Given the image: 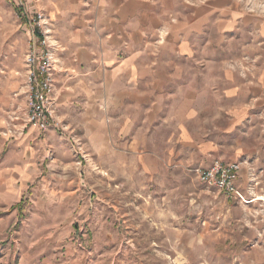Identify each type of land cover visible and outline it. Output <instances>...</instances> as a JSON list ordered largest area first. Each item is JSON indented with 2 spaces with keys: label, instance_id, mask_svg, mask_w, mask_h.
<instances>
[{
  "label": "rangeland",
  "instance_id": "rangeland-1",
  "mask_svg": "<svg viewBox=\"0 0 264 264\" xmlns=\"http://www.w3.org/2000/svg\"><path fill=\"white\" fill-rule=\"evenodd\" d=\"M26 1L0 0V264H264V113L219 134L218 159L239 165L232 197L175 160L153 158L156 172L122 179L61 128L50 136L55 122L26 148L21 135L33 124L25 56L42 31L30 25L39 12ZM236 2L246 18L231 33L230 57L260 81L264 0ZM225 111L216 118L222 125Z\"/></svg>",
  "mask_w": 264,
  "mask_h": 264
},
{
  "label": "crops",
  "instance_id": "crops-1",
  "mask_svg": "<svg viewBox=\"0 0 264 264\" xmlns=\"http://www.w3.org/2000/svg\"><path fill=\"white\" fill-rule=\"evenodd\" d=\"M26 4L43 14L37 36L46 39L55 69L50 136L61 128L90 161L122 179L156 172L153 158L209 166L222 156L220 133L264 113V75L258 82L244 61L230 57L231 33L238 17L246 18L242 8L238 16L236 0ZM222 98L232 105L220 106ZM222 109L226 125L216 121ZM23 131L28 148L47 130L32 125ZM23 172L32 178L31 168Z\"/></svg>",
  "mask_w": 264,
  "mask_h": 264
},
{
  "label": "built area",
  "instance_id": "built-area-1",
  "mask_svg": "<svg viewBox=\"0 0 264 264\" xmlns=\"http://www.w3.org/2000/svg\"><path fill=\"white\" fill-rule=\"evenodd\" d=\"M42 14L29 20L33 27L40 26ZM33 44L25 56L27 68L28 119L41 131H46L55 122L54 107V64L48 53L45 39L32 38ZM198 180L210 187L225 192L229 197L238 194L236 179L239 165L236 162H226L215 159L208 167L192 169Z\"/></svg>",
  "mask_w": 264,
  "mask_h": 264
}]
</instances>
